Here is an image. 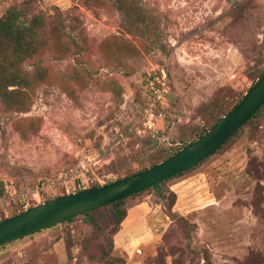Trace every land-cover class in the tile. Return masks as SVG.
<instances>
[{
  "label": "rangeland",
  "instance_id": "1",
  "mask_svg": "<svg viewBox=\"0 0 264 264\" xmlns=\"http://www.w3.org/2000/svg\"><path fill=\"white\" fill-rule=\"evenodd\" d=\"M10 9L39 22L27 57L0 36V220L164 159L264 68V0H0ZM136 205L129 249L105 209L1 245L0 264H264V106L126 214Z\"/></svg>",
  "mask_w": 264,
  "mask_h": 264
},
{
  "label": "water",
  "instance_id": "2",
  "mask_svg": "<svg viewBox=\"0 0 264 264\" xmlns=\"http://www.w3.org/2000/svg\"><path fill=\"white\" fill-rule=\"evenodd\" d=\"M263 104L264 69L239 101L191 143L140 172L93 188L49 199L1 219L0 244L59 223L69 217L99 209L192 168L230 140Z\"/></svg>",
  "mask_w": 264,
  "mask_h": 264
},
{
  "label": "trees",
  "instance_id": "3",
  "mask_svg": "<svg viewBox=\"0 0 264 264\" xmlns=\"http://www.w3.org/2000/svg\"><path fill=\"white\" fill-rule=\"evenodd\" d=\"M16 14H17V11L15 10V9H10L6 14H5V16H2L1 18H0V36H3L4 38H5V40L9 43V45L11 46V48L13 49V52L16 54V55H22V57H27V53H28V50L30 49V48H24V50L22 51V42L20 41L21 40V34H23L26 30H32L33 29V27L34 26H36L37 24H38V19L37 18H33L32 20V22H31V25H28V26H22V25H20L19 23H17V16H16ZM17 48V49H16ZM16 49V50H15ZM264 69V68H263ZM263 69H262V71H263ZM261 71V72H262ZM260 72V73H261ZM259 73V74H260ZM259 76V75H258ZM241 98V97H240ZM239 98V99H240ZM239 99L236 101V102H234V104L227 110V111H225V112H223V113H221V114H219V115H217L215 118H214V120H213V122L207 127V128H203L202 129V131L201 132H199L196 136L194 135V137L193 138H191V139H189L186 143H184L185 145H187L188 143H191L196 137H199L200 135H202L203 133H205L209 128H211L226 112H228L238 101H239ZM263 106H264V104L251 116V118L249 119V120H251L252 118H254V117H256V115H257V113H259L260 111H261V109L263 108ZM242 128V127H241ZM240 128V129H241ZM239 129V130H240ZM238 130V131H239ZM237 131V132H238ZM236 132V133H237ZM231 139V138H230ZM229 141V140H228ZM227 141V142H228ZM226 142V143H227ZM225 143V144H226ZM182 145V146H179V147H177V148H175L174 150H172L169 154H167L166 156H169V155H171V154H173L174 152H176L177 150H179L181 147H183V146H185V145ZM222 147V146H221ZM220 147V148H221ZM219 148V149H220ZM215 153V152H214ZM157 162H159V161H155V160H153V162L150 164V166H152V165H155ZM197 165H199V163L198 164H196L195 166H193L192 168H190V169H187V170H185V171H183V172H181V173H178V174H176V175H174V176H172V177H175V176H179V175H182V174H184L185 172H188L189 170H192V169H194ZM145 168H147V167H143L142 169H139L138 171H136V172H134L133 174H135V173H137V172H140V171H142L143 169H145ZM130 175H132V174H130ZM127 176H129V175H127ZM172 177H170V178H172ZM170 178H168V179H166V180H169ZM120 179V178H119ZM116 180H118V179H116ZM115 180V181H116ZM166 180H164V181H166ZM164 181H162L161 183H158V184H155L154 186H152V187H149V188H146V189H152V190H157L158 188H159V186L164 182ZM96 186H99V185H93V186H91L90 188H93V187H96ZM146 189H144V190H146ZM144 190H142V191H144ZM139 192H141V191H139ZM139 192H137V193H134V194H131V195H129V196H126V197H124V198H121V199H118V200H116V201H114V202H111V203H109V204H107V205H105V206H103V207H101V208H99V209H95V210H91V211H88V212H85V213H82V214H78V215H82L83 216V218L86 220V221H89L90 223H94V221H95V218H96V214H93V212H95V211H97V210H100L101 212H103L105 209H108V211L106 212V216H112V219H113V222H114V226H113V228H112V232H113V234L114 233H116L117 231H118V229H119V226H120V224H121V222L123 221V219L125 218V216H126V210H125V208H124V200L126 199V198H129V197H131V196H135V195H137ZM78 215H75V216H78ZM74 216H72V217H69V218H67V219H65V220H71L72 218H73ZM64 221V220H63ZM49 227V226H48ZM19 237H21V236H19ZM19 237H16V238H13V239H10V240H8V241H6V242H3V243H1L0 244V246L1 245H3V244H5V243H7V242H10V241H12V240H14V239H17V238H19Z\"/></svg>",
  "mask_w": 264,
  "mask_h": 264
},
{
  "label": "crops",
  "instance_id": "4",
  "mask_svg": "<svg viewBox=\"0 0 264 264\" xmlns=\"http://www.w3.org/2000/svg\"><path fill=\"white\" fill-rule=\"evenodd\" d=\"M192 177H188V178H192ZM188 178L181 177L180 180H177V182H175L174 187L181 184ZM139 205H142V203ZM139 205L134 206L127 212L125 218L121 222L120 229L116 234L118 237H120L118 239V245H125L124 248L127 249L133 246L134 243L133 240H139L140 238L144 237V235L139 236L140 234L144 233L143 226L141 225V223H139V221L141 220V210L137 208L139 207ZM146 241L148 243V241L150 240L147 239ZM141 242H143V240H141Z\"/></svg>",
  "mask_w": 264,
  "mask_h": 264
},
{
  "label": "built area",
  "instance_id": "5",
  "mask_svg": "<svg viewBox=\"0 0 264 264\" xmlns=\"http://www.w3.org/2000/svg\"><path fill=\"white\" fill-rule=\"evenodd\" d=\"M154 79H157V78H154ZM149 85H150L151 93L156 94V96L159 97L161 94V90L156 88V86H154V83L152 82V80L149 81Z\"/></svg>",
  "mask_w": 264,
  "mask_h": 264
}]
</instances>
